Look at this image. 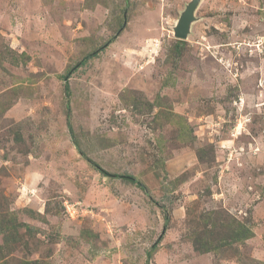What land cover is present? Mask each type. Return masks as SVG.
<instances>
[{
    "label": "rangeland",
    "instance_id": "1",
    "mask_svg": "<svg viewBox=\"0 0 264 264\" xmlns=\"http://www.w3.org/2000/svg\"><path fill=\"white\" fill-rule=\"evenodd\" d=\"M190 1L0 0L3 264H264V0Z\"/></svg>",
    "mask_w": 264,
    "mask_h": 264
},
{
    "label": "trees",
    "instance_id": "2",
    "mask_svg": "<svg viewBox=\"0 0 264 264\" xmlns=\"http://www.w3.org/2000/svg\"><path fill=\"white\" fill-rule=\"evenodd\" d=\"M127 16L126 13V8L123 9L122 14H121V20L123 22H125V18ZM116 35L112 36L111 39H114ZM109 42V41H108ZM185 42V40H180L177 39L176 42V48L177 50L180 52L182 49V43ZM108 43H106L107 45ZM106 45H104L103 47H105ZM103 47H101L100 50L103 49ZM95 52V51H94ZM93 54L96 53H92L91 55L93 56ZM90 55V56H91ZM68 75L65 76L66 79H68L67 77ZM65 89H66V94L68 97H70L71 94V89H70V85L68 83V80L65 82ZM68 124L70 126L71 129V133H72V138L74 141V144L76 145V147L78 148L79 152L93 165L95 166L98 170H100L102 172V174L104 175V177L106 178H119L122 179L124 182H128V183H133L137 186H139L141 189L145 190L147 192V186L146 184L137 176H135L134 174H130V173H116V172H110L107 171L105 168H103L100 163H97L96 161H94L93 159H91L90 157L87 156V154L83 151L82 149V145L81 142L77 139L75 133H74V128L72 123L70 122V108L68 106ZM164 214L165 216L168 215L166 209L164 208ZM12 222H7L5 223L3 221V223H0V235L3 236V243L0 244V264H3L5 262V259L7 258V256L9 255L8 253H11L13 251V248L9 247L11 242H15L16 240H18L19 238H21L20 235V227L21 226H26L27 229H31L27 223H23V222H18L17 219L15 217H13ZM230 224L228 225V231L226 232L225 236L222 237V242L221 244L219 243L214 244V242L212 241V239H206V240H202L197 247L202 249V251L204 252H208L211 250H219V248H221V246L223 245H227L229 247H232L236 242H240V243H244L246 242V240H248L249 238L253 237L255 235V232L253 230V228L251 227V225L247 224L246 222H242L238 219H231V221H229ZM87 236L93 235V232L90 230H86L85 231ZM156 246H154L149 252H148V259L151 258L153 252L156 250ZM19 264H38L37 260H26V259H22L20 260ZM148 264V261H147Z\"/></svg>",
    "mask_w": 264,
    "mask_h": 264
},
{
    "label": "water",
    "instance_id": "3",
    "mask_svg": "<svg viewBox=\"0 0 264 264\" xmlns=\"http://www.w3.org/2000/svg\"><path fill=\"white\" fill-rule=\"evenodd\" d=\"M202 0H191L181 13L177 24L174 27V36L180 40L189 38L192 32V25L198 19L195 15Z\"/></svg>",
    "mask_w": 264,
    "mask_h": 264
}]
</instances>
